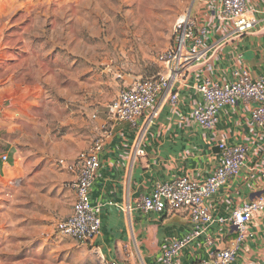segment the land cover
<instances>
[{"label": "rangeland", "instance_id": "374dc122", "mask_svg": "<svg viewBox=\"0 0 264 264\" xmlns=\"http://www.w3.org/2000/svg\"><path fill=\"white\" fill-rule=\"evenodd\" d=\"M14 1L0 0V264H82L56 245H83L55 231L72 198L58 161L92 145L124 87L162 70L202 0Z\"/></svg>", "mask_w": 264, "mask_h": 264}, {"label": "crops", "instance_id": "0c3cea01", "mask_svg": "<svg viewBox=\"0 0 264 264\" xmlns=\"http://www.w3.org/2000/svg\"><path fill=\"white\" fill-rule=\"evenodd\" d=\"M14 2L21 6L22 1ZM219 2H200L204 14L197 19L209 29L204 43L207 54L204 62L174 83L173 89L180 91L179 105L172 106L162 93L155 106L158 115L151 121L145 116L137 126L124 121L112 127L90 191L92 203L103 207L101 231L87 245L78 246L70 239L56 243L67 257L77 255L82 264H107L112 260L161 264L168 243L191 230L190 216L185 210L146 212L137 208V202L151 195L160 182L185 175L204 181L221 162L220 140L247 144L249 150L242 172L207 200L213 216L227 217L244 201L264 196V178L259 172L264 167V129L253 123L252 105L239 100L235 106L222 107L213 129L202 128L192 116L193 106L201 100L193 86L203 78L231 82L234 71L241 67L249 69L254 78L264 79V0H248L247 16L254 20V26L242 34H232L229 26L218 20ZM160 66L163 72L165 66ZM106 119L107 115L96 119L98 134ZM139 149L144 154L138 155ZM59 171L60 181L68 186L74 179L73 173L61 167ZM71 195L70 206L56 222L71 214L73 192ZM34 221L42 223V215L35 213ZM248 230L249 237L230 264H264V212L255 215ZM208 237L213 238L212 245L207 244ZM235 237L234 227L215 222L182 251L175 264L212 259L217 251L230 247Z\"/></svg>", "mask_w": 264, "mask_h": 264}, {"label": "built area", "instance_id": "2783aa9c", "mask_svg": "<svg viewBox=\"0 0 264 264\" xmlns=\"http://www.w3.org/2000/svg\"><path fill=\"white\" fill-rule=\"evenodd\" d=\"M247 4L248 0H220L216 16L222 24L229 26L232 34L245 33L254 26V20L247 16ZM208 33V26L191 15L179 19L175 24L173 45L158 55V61L165 66V70L149 77L138 78L124 87L109 106L106 122L92 145L79 152L74 159L62 158L58 161L59 167L74 175V179L68 184L74 194V202L71 214L56 222L57 233L83 245L94 241L101 231L103 207L101 204L92 203L90 191L100 167V153L111 135L112 127L124 121L137 126L145 116L151 121L158 115L155 106L162 93L166 94L172 106H178L180 91L173 89V85L184 79L195 66L204 62L207 54L204 43ZM193 88L200 93L201 100L193 106L192 116L202 128L213 129L220 109L224 106H235L242 100L252 105L253 123L264 129V79L254 78L249 69L237 68L233 80L226 83L205 77L201 82L195 83ZM218 147L221 150V162L204 181L185 175L169 182H160L151 195L143 196L137 202V208L146 212L185 210L190 216L191 230L168 243L163 251L161 264H175L182 251L215 222L234 227L235 240L230 247L217 251L212 259H202L195 264H230L250 235L249 223L255 215L264 212V196H261L256 200L244 201L227 217L213 216L207 200L232 177L242 172L249 150L247 144H229L225 140H220ZM137 154H144V150L139 149ZM0 159L4 164L9 163V153H2ZM259 172L264 178V167ZM127 210H130V206ZM213 243V238L208 237L207 244ZM107 264L132 263L112 260Z\"/></svg>", "mask_w": 264, "mask_h": 264}, {"label": "bare ground", "instance_id": "6f19581e", "mask_svg": "<svg viewBox=\"0 0 264 264\" xmlns=\"http://www.w3.org/2000/svg\"><path fill=\"white\" fill-rule=\"evenodd\" d=\"M184 17V16H183Z\"/></svg>", "mask_w": 264, "mask_h": 264}]
</instances>
